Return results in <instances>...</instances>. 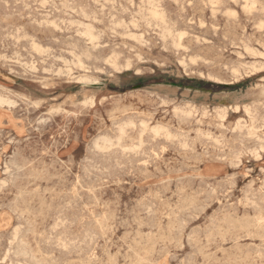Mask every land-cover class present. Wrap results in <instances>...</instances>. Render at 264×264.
Instances as JSON below:
<instances>
[{"label": "rangeland", "instance_id": "obj_1", "mask_svg": "<svg viewBox=\"0 0 264 264\" xmlns=\"http://www.w3.org/2000/svg\"><path fill=\"white\" fill-rule=\"evenodd\" d=\"M152 1L0 0V264H264V0Z\"/></svg>", "mask_w": 264, "mask_h": 264}, {"label": "bare ground", "instance_id": "obj_2", "mask_svg": "<svg viewBox=\"0 0 264 264\" xmlns=\"http://www.w3.org/2000/svg\"><path fill=\"white\" fill-rule=\"evenodd\" d=\"M150 1H151V0H150ZM153 1H154V0H153ZM153 1L150 2V3H153V4H154ZM248 1H250V0H248ZM251 1H253L252 3H254V0H251ZM94 2H95V1H94ZM110 2H111V1H110ZM213 2H214V1H213ZM213 2H212V3H213ZM244 2H245V1H244ZM255 2H257V1H255ZM157 3H158V2H157ZM248 3H249V2H248ZM234 4H235V3H234ZM255 4H256V3H255ZM189 5H190V3H189ZM102 6H103V5H102ZM143 6H144V5H143ZM149 6H150V5H149ZM181 6H182V4L180 5V7H181ZM217 6H218V5H217ZM248 6H250V5L248 4ZM152 7L154 8V6H152ZM182 7H183V6H182ZM240 7H242V6H240ZM261 7H262V6H261ZM153 8H152V9H153ZM155 8H156V7H155ZM242 8H244V7H242ZM137 9H138V8H137ZM153 10H157V9H153ZM183 10H184V9H183ZM211 10H212V9H211ZM211 10H210V11H211ZM218 10H219V9H218ZM229 10H230V9H228V11H229ZM244 10H245V9H244ZM252 10H253V9H252ZM255 10H256V9H255ZM257 10H258V9H257ZM128 11H129V10H128ZM146 11H147V10H146ZM226 11H227V10H226ZM150 12L152 13L153 11H150ZM156 12H157V11L154 12V15H155ZM147 13H148V12H147ZM157 13H159V12H157ZM245 13H246V12H245ZM222 14H223V13H222ZM225 14H226V13H225ZM136 15H137V14H136ZM149 15H150V14H149ZM154 15L152 16V14H151V16L153 17V19H154L155 17H157V16H154ZM158 15H159V14H158ZM161 15L163 16V14H161ZM164 15H165V13H164ZM147 16H148V15H147ZM151 16H150V17H151ZM162 16H160V18L157 17V19H160V22H161V17H162ZM230 16H231V15H230ZM47 17H48V16H47ZM145 17H146V16H145ZM212 17H213V16H212ZM142 19H143V18H142ZM148 19H149V18H148ZM157 19H156V20H157ZM162 19H163V17H162ZM122 20H123V19H122ZM145 21H146V20H145ZM162 21H163V20H162ZM43 22H44V21H43ZM50 22H51V21H50ZM121 22H122V21H121ZM134 22H135V21H134ZM134 22H132V23H134ZM263 22H264V21H263ZM263 22H262V23H263ZM46 23H47V22H46ZM52 23H53V22H52ZM62 23H63V22H62ZM68 23H69V22H68ZM132 23H131V24H132ZM163 23H164V21H163ZM120 24H121V23H120ZM150 24H151V23H150ZM158 24H159V23H158ZM161 24H162V23H161ZM167 24H168V23H167ZM200 24H202V23H200ZM168 25H169V24H168ZM259 25H260V24H259ZM134 26H135V25H134ZM136 26H137V25H136ZM155 27H157V25H156ZM158 27H159V26H158ZM164 27L167 28V26H164ZM137 28H138V27H137ZM148 28H149V27H148ZM261 28H262V27H261ZM90 29H91V27H90ZM167 29H168V28H167ZM161 30H162V29H161ZM258 30H259V28H258ZM61 31H62V30H61ZM87 31H88V33H91V32H89L88 29H87ZM17 32H18V31H17ZM167 32H168V30H167ZM167 32H166V33H167ZM169 32H170V31H169ZM88 33H86V34H88ZM170 33H171V32H170ZM184 33H185V32H184ZM86 34H85V35H86ZM128 34H130V33H128ZM156 34H157V33H156ZM186 34H188V33H186ZM90 35H91V34H90ZM90 35H88V38H89V39L91 38ZM92 35H93V34H92ZM131 35H132V34H131ZM131 35H130V36H131ZM169 35H170V34H169ZM174 35H175V34H174ZM86 36H87V35H86ZM89 36H90V37H89ZM140 36H141V35H140ZM95 37H97V36H95ZM95 37H94V38H95ZM125 37H126V36H125ZM135 37H136V36H135ZM141 37H142V36H141ZM86 38H87V37H86ZM181 38H182V36H181ZM92 39H93V38H92ZM92 39H91V40H92ZM170 39H171V38H170ZM177 40H178V39H177ZM93 41H94V40H93ZM174 41H175V40H174ZM180 43H181V42H180ZM175 44H176V43H175ZM178 44H179V43H178ZM230 46H231V45H230ZM34 47H36V48H34V49H37V46H34ZM177 47H178V45H177ZM32 48H33V47H32ZM248 48H249V47H248ZM180 49H181V48H180ZM250 49H252V48H250ZM39 50H40V48H39ZM246 50H247V49H246ZM37 51H38V50H37ZM49 51H50V50H49ZM44 52H45V51H44ZM253 52H254V51H253ZM245 53H246V52H245ZM248 53H249V52H248ZM238 54H239V53H238ZM241 56H242V55H241ZM257 56H258V55H257ZM183 58H184V57H183ZM194 58H195V57H194ZM192 59H193V58H192ZM57 60H58V59H57ZM107 60H108V59H107ZM112 61H113V60H112ZM182 61H183V60H182ZM203 61H205V60H203ZM206 61H207V60H206ZM207 62H208V61H207ZM67 63H68V62H67ZM77 63H79V62H77ZM81 63H82V62H81ZM112 63H113V62H112ZM162 63H163V62H162ZM262 63H263V62H262ZM262 63H261V64H262ZM63 64H64V63H63ZM109 64H110V63H109ZM109 64H108V65H109ZM240 64H241V63H240ZM259 64H260V63H259ZM161 65H164V64H161ZM249 65H250V64H249ZM239 66H240V65H239ZM250 66H251V65H250ZM253 67H254V66H253ZM263 67H264V66H263ZM251 68H252V67H251ZM252 69H253V68H252ZM34 70H35V69H34ZM66 71H67V69H66ZM70 71H71V70H70ZM44 72H45V71H44ZM235 73H237V72L235 71ZM238 75H239V74H238ZM207 76H208V75H207ZM235 76H236V75H235ZM247 76H248V75H247ZM237 77H238V76H237ZM241 77H242V76H241ZM79 78H80V77H79ZM95 79H96V78H95ZM100 80H101V79H100ZM77 81H78V80H77ZM97 82H98V81H97ZM256 89H257V88H256ZM262 89H264V88H262ZM262 89H261V90H262ZM249 90H250V89H249ZM252 90H253V89H252ZM253 91H254V90H253ZM253 91H252V92H253ZM88 92H89V91H88ZM207 92H208V91H207ZM262 92H263V91H262ZM128 94H129V93H128ZM187 95H188V94H187ZM260 95H261V94H260ZM263 95H264V94H263ZM179 96H180V95H179ZM224 96H225V95H224ZM84 101H85V100H84ZM0 102H1V101H0ZM63 102H64V101H63ZM11 103H13V102H11ZM255 104H256V103H255ZM260 104H261V103H260ZM5 105H6V104H5ZM7 106H9V105H7ZM39 106H40V105H39ZM92 106H93V105H92ZM187 106H188V105H187ZM173 107H174V106H173ZM223 107H224V106H223ZM245 107H247V106H245ZM262 107H263V106H262ZM225 108H226V106H225ZM248 108H249V107H248ZM129 109H130V108H129ZM229 109H230V107H229ZM125 110H126V108H125ZM218 110H219V109H218ZM220 110H221V108H220ZM253 110H254V109H253ZM256 110H257V109H256ZM172 111H173V110H172ZM179 111H180V110H179ZM182 111H183V110H182ZM227 111H228V110H227ZM244 111H245V110H244ZM125 112H126V111H125ZM135 112H136V111H135ZM167 112H168V111H167ZM176 112H178V110H177ZM187 112H188V111H187ZM221 112H222V110H221ZM246 112H247V111H246ZM137 113H138V112H137ZM181 114H182V113H181ZM186 114H187V113H186ZM188 114H190V111L188 112ZM222 114H223V113H222ZM224 114H225V113H224ZM226 114H227V113H226ZM252 114H253V113H252ZM255 114H256V113H255ZM150 115H151V114H150ZM172 115H173V114H172ZM220 115H221V114H220ZM217 116H218V117H222V116H219V115H217ZM114 117H115V116H114ZM202 117H203V116H202ZM202 117H201V118H202ZM75 118H76V117H75ZM221 119H222V118H221ZM253 120H255V119H253ZM253 120H251V121L253 122ZM129 122H130V121H129ZM112 123H113V122H112ZM130 123H131V122H130ZM141 123H142V122H141ZM121 124H122V123H121ZM239 124H240V122H239ZM251 124H252V123H251ZM144 125H145V124H144ZM147 125H148V124H147ZM236 125H237V124H236ZM240 125H241V124H240ZM240 125H239V126H240ZM253 125H254V123H253ZM253 125L250 126V127H252V129H254V128H253ZM113 126H114V125H113ZM123 126H124V125H123ZM219 126H220V125H219ZM222 126H223V125H222ZM239 126H237V127H239ZM246 126H247V125H246ZM246 126H244V127H246ZM114 127H115V126H114ZM144 127H146V125H145ZM154 128H155V127H154ZM156 128H157V127H156ZM146 129H147V128H146ZM152 129H153V128H152ZM157 129H158V128H157ZM157 129H156V133H157ZM239 129H240V127H239ZM239 129H238V130H239ZM241 129H242V128H241ZM202 130H203V129H202ZM247 130H248V132H249V129H247ZM254 130H255V129H254ZM121 131H122V127H121ZM121 131H120V133H121ZM141 131H143V130H141ZM149 131H150V130H149ZM153 131H154V129H153ZM160 131H161V130H160V127H159V132H160ZM165 131H166V130H165ZM255 131H256V130H255ZM257 131H258V130H257ZM259 131H260V130H259ZM109 132H110V131H109ZM124 132H125V131H124ZM159 132H158V133H159ZM162 132L164 133V131H162ZM250 132H251V131H250ZM250 132H249V133H250ZM143 133H145V132L143 131ZM160 133H161V132H160ZM252 133H253V132H252ZM209 134H210V133H209ZM122 135H123V134H122ZM161 135H162V134H161ZM201 135H202V134H201ZM252 135H253V134H252ZM137 136H138V135H137ZM119 137H120V134H119ZM157 137H158V136H157ZM104 138H105V137H104ZM203 138H204V137H203ZM117 139H118V138H117ZM120 139H121V137H120ZM120 139H118V141H119ZM152 139H153V137H152ZM172 139H173V138H172ZM175 139H176V138H175ZM216 139H217V138H216ZM105 140H106V139H105ZM138 140H140V139H138ZM212 140H213V139H212ZM257 140H258V139H257ZM262 140H263V139H262ZM110 141L112 142L113 140H110ZM116 141H117V140H116ZM120 141H121V140H120ZM167 141H168V140H167ZM185 142H186V141H185ZM105 143H106V142H105ZM108 143H110V142H107V144H108ZM130 143H131V142H130ZM92 144H93V143H92ZM110 144H111V143H110ZM118 144H119V143H118ZM218 144H219V143H218ZM94 145H95V144H94ZM104 145H105V144H104ZM222 145H223V144H222ZM222 145H221V146H222ZM105 146H106V145H105ZM105 146H104V147H105ZM218 146H219V145H218ZM107 147H108V145H107ZM137 147H138V146H137ZM141 147H142V146H141ZM141 147H140V148H141ZM182 147H183V146H182ZM213 147H214V146H213ZM101 148H102V146H101ZM108 148H109V147H108ZM113 148H114V147H113ZM99 149H100V146H99ZM126 149H127V148H126ZM189 149H190V148H189ZM259 149H260V148H259ZM100 150H101V149H100ZM106 150H108V149H106ZM124 150H125V149H124ZM248 150H249V149H248ZM130 152H131V151H130ZM252 152H253V151H252ZM161 153H162V152H161ZM239 153H240V152H239ZM252 154H253V153H252ZM153 155H154V154H153ZM241 156H242V155H241ZM224 157H225V156H224ZM221 158H222V157H221ZM232 160H233V159H232ZM229 162H230V161H229ZM237 162H238V161H237ZM235 163H236V161H235ZM238 166H239V165H238ZM247 169H248V168H247ZM250 169H251V168H250ZM2 171H3V170H2ZM249 171H250V170H249ZM231 174H232V173H231ZM231 176H232V175H231ZM232 180H233V179H232ZM229 182H230V181H229ZM249 185H250V183H249ZM211 187H212V186H211ZM249 187H251V186H249ZM251 188H252V187H251ZM180 189H181V188H180ZM179 191H180V190H179ZM183 191H184V190H183ZM183 191H182V192H183ZM182 192H181V193H182ZM212 192H213V191H212ZM245 192H246V191H245ZM92 194H93V193H92ZM195 195H196V194H195ZM251 196H252V195H251ZM245 201H246V200H245ZM100 207H101V206H100ZM91 215H92V214H91ZM53 217H54V216H53ZM259 218H260V217H259ZM88 220H89V219H88ZM66 221H67V220H66ZM63 223H64V222H63ZM262 224H263V223H262ZM254 225H255V224H254ZM220 226H221V225H220ZM16 227H17V226H16ZM22 227H23V226H22ZM233 228H234V227H233ZM169 229H170V228H169ZM219 229H220V228H219ZM86 235H87V234H86ZM51 236H52V235H51ZM66 239H67V238H66ZM159 240H160V239H159ZM69 243H70V242H69ZM72 243H73V242H72ZM186 243H187V242H186ZM65 246H66V245H65ZM68 248H69V247H68ZM131 248H132V247H131ZM65 249H67V248H65ZM175 250H176V249H175ZM7 252H8V251H7ZM234 252H235V251H234ZM3 259H4V258H3ZM141 260H142V259H141ZM201 260H202V259H201ZM140 262H141V261H140ZM192 264H193V263H192Z\"/></svg>", "mask_w": 264, "mask_h": 264}]
</instances>
